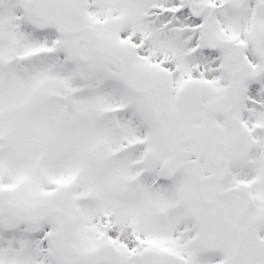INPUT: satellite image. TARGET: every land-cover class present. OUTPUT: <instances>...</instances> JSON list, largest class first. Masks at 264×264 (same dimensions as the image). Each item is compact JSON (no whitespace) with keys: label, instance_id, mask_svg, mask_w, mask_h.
I'll list each match as a JSON object with an SVG mask.
<instances>
[{"label":"snow or ice","instance_id":"1","mask_svg":"<svg viewBox=\"0 0 264 264\" xmlns=\"http://www.w3.org/2000/svg\"><path fill=\"white\" fill-rule=\"evenodd\" d=\"M0 264H264V0H0Z\"/></svg>","mask_w":264,"mask_h":264}]
</instances>
